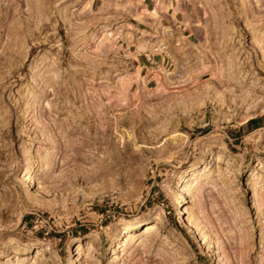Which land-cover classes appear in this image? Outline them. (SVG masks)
Segmentation results:
<instances>
[{
	"label": "rangeland",
	"instance_id": "rangeland-1",
	"mask_svg": "<svg viewBox=\"0 0 264 264\" xmlns=\"http://www.w3.org/2000/svg\"><path fill=\"white\" fill-rule=\"evenodd\" d=\"M90 2L0 0V264H264V0Z\"/></svg>",
	"mask_w": 264,
	"mask_h": 264
},
{
	"label": "bare ground",
	"instance_id": "bare-ground-1",
	"mask_svg": "<svg viewBox=\"0 0 264 264\" xmlns=\"http://www.w3.org/2000/svg\"><path fill=\"white\" fill-rule=\"evenodd\" d=\"M139 6H141V4H138V3H135V4H130L129 5V8L130 10L135 14H138L140 12L139 10ZM146 13V12H145ZM147 14H150V16L152 17V19H157L159 17V12L158 10H155V11H149V13ZM188 19H189V16H186ZM161 37H157V40H154V41H142L140 42V47L143 48V49H147L151 52H155V53H159L163 50V47L166 45V43L164 42V39H163V35L165 36L169 31L168 29L166 28H163L161 29ZM131 32H135V30L133 29H128V31L124 34V36L126 38H129L131 36ZM142 49V50H143ZM199 59V58H198ZM200 62V61H199ZM172 77L171 76V72L168 71V70H165V69H162L160 71V73L158 74V82L161 84V86L163 87L164 90H168V87L169 85L172 84ZM189 181H190V177L187 176V179L181 183V191H187L188 190V186H189ZM27 183H30V184H34L36 183V178L34 177L33 173L30 174V176L28 177L27 179ZM184 210H183V206H181L179 208V211H177L178 213H182ZM143 231L141 233H147L149 232L151 229H153V225L152 224H146L144 227H143ZM130 237H135V236H128V238ZM115 251V250H113ZM42 251L41 250H38V253L37 254H41ZM114 253V252H113ZM81 254V253H80ZM113 256H115L113 254Z\"/></svg>",
	"mask_w": 264,
	"mask_h": 264
},
{
	"label": "trees",
	"instance_id": "trees-1",
	"mask_svg": "<svg viewBox=\"0 0 264 264\" xmlns=\"http://www.w3.org/2000/svg\"><path fill=\"white\" fill-rule=\"evenodd\" d=\"M262 125H264V117L261 118H253L250 119L246 124L245 127L249 130H252L254 128L260 127Z\"/></svg>",
	"mask_w": 264,
	"mask_h": 264
},
{
	"label": "crops",
	"instance_id": "crops-1",
	"mask_svg": "<svg viewBox=\"0 0 264 264\" xmlns=\"http://www.w3.org/2000/svg\"><path fill=\"white\" fill-rule=\"evenodd\" d=\"M142 4H144L145 6H146V8L147 9H149V3L148 2H146V1H143V2H141ZM90 5H91V7L93 8L94 7V5H95V0H91V2H90ZM163 13V12H162ZM146 18H148V17H146ZM149 19V18H148ZM169 42V41H168ZM170 48H172V47H170ZM170 51L172 52V50L170 49ZM161 57H163V56H161Z\"/></svg>",
	"mask_w": 264,
	"mask_h": 264
}]
</instances>
